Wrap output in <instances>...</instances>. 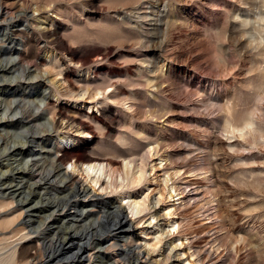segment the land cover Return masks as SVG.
<instances>
[{
	"label": "rangeland",
	"instance_id": "obj_1",
	"mask_svg": "<svg viewBox=\"0 0 264 264\" xmlns=\"http://www.w3.org/2000/svg\"><path fill=\"white\" fill-rule=\"evenodd\" d=\"M11 4L24 9L12 20L0 16V190L30 208L28 225L59 208L39 236L46 251L61 249L60 264H110V245L147 249L141 229L122 224L101 240L102 255L72 258L65 235L78 232L76 247L87 232L103 234L117 222L115 209L106 203L99 220L82 215L80 205L60 215L66 203L97 200L64 189L51 172L55 156L67 168L96 159L120 167L133 157L143 163L146 154L139 198L161 195L150 212L170 208L177 222L156 239L160 225L147 226L151 216L143 213L139 228L149 227L151 247L178 244L161 264H264V0H3L2 11H14ZM50 17L53 34L37 43L29 22L43 30ZM56 77L65 85L58 92ZM52 118L76 143H58ZM249 121L255 131L241 137L236 129ZM89 242L96 241L82 244Z\"/></svg>",
	"mask_w": 264,
	"mask_h": 264
},
{
	"label": "bare ground",
	"instance_id": "obj_2",
	"mask_svg": "<svg viewBox=\"0 0 264 264\" xmlns=\"http://www.w3.org/2000/svg\"><path fill=\"white\" fill-rule=\"evenodd\" d=\"M2 1L3 0H0V4ZM18 5L19 4H17V5L11 4L10 7L14 8L13 9L14 11H12V12H11V10H7L6 12H3L2 7L0 5V16H3V15L8 16L9 15L10 19L12 20L13 17L15 16V14L17 15L18 13H20L21 9L22 10L24 9L23 5H19V6ZM26 8H28V5L26 6ZM32 8H33V6H32ZM38 10L39 9L34 10V12H36ZM38 12H40V11H38ZM34 14H33V16H34ZM10 19L5 17V18H2L1 22L3 23V22H6ZM34 19H37V17ZM38 19H40V18H38ZM49 19H50V22H49L50 26H45L43 28V30L38 27V25L43 24V23L29 22L30 26L33 27V30L30 31L31 35L33 36V38L36 40L37 43H39L40 40L44 37H51L52 36L53 33H52L51 27H54V24H53L54 21L51 22L53 20L52 17H50ZM45 20L47 21L48 18H46ZM159 21H160V19H159ZM27 22H28V20H27ZM44 57H45V60L47 62H51L52 53L48 52L45 54ZM37 67H38V65H37ZM40 70H42V69H40ZM42 72H44V76L50 74L48 69H46V70L44 69ZM39 73H41V71ZM60 82L61 81L57 77L53 78V80L51 81V84L55 87V90L57 92H58V89L60 88V84H62V82L61 83ZM63 84H64V82H63ZM63 84H62V86H65ZM65 89H67V87ZM76 89H78V88H76ZM70 90L72 92V87L70 88ZM74 90H75V88H74ZM86 90L80 91L79 96L83 98L85 96V94L88 92ZM56 91H54L53 97L58 100V93ZM73 93L78 94L75 92H73ZM102 93L103 92L99 91L97 94H102ZM42 102H43V104H41V106L45 105L44 100ZM7 111H10V110H5V112H7ZM48 111H49V109H48ZM44 112H46V111H44ZM53 116H55V115H53ZM56 118H57V116H56ZM66 120L69 123V119H66ZM61 122L55 121L54 118H52L51 120L49 119V122H48L49 123L48 126H51L52 130H54V128L56 130L61 129L60 131H58L59 133L57 135L58 140H59L58 143H63V142L68 143L70 141H72L73 144L76 143V139H73L69 136H65L63 134L62 130H64V128H66L67 126L65 127V125H63L64 123L61 124ZM70 126H71V124H70ZM236 130H238L240 132L241 137H245L246 135H249V133L251 131L252 132L255 131L254 130V123L252 121L246 122V124L243 127H241L240 129H236ZM81 132L82 131H78V133H76L75 136L81 137V134H79ZM35 137H37V136L35 135ZM52 138H54V137H52ZM34 140H32V142ZM43 142L44 141H42L41 143H43ZM37 147H40V149L42 148L41 145H37ZM58 148L59 149H65L68 147L60 145ZM51 150H54V148H51ZM153 151L155 152L154 148L149 149L147 152L148 153L147 155L150 154L151 156H153V154H155V153H153ZM145 157H146V154L144 157L142 156L143 159ZM147 157H149V156H147ZM142 158H140V160H142L143 163L141 161H140L141 163H138L137 162L138 159L136 158L137 159L136 160L134 157L131 159H123L122 165L120 167H116V166L114 167L113 165H111V163L105 162L106 159L103 161L96 159L94 161L92 160V161H87V162H83V163H78L79 161H77V162L72 161L71 163H69V167L67 168L65 166H62L61 161H59L56 158V156L53 157V159L51 160V172L52 171L54 172V169L56 170V178L60 184L64 185V187H66L64 189H68L70 191L81 192V193H83L82 196L86 197V199H89L90 202L95 201V199L97 200L96 203L95 202L84 203L85 201L82 202L79 199H76L68 205L66 203V205L64 207H62L60 215L66 214L65 211H66L67 207H68V211L71 210L70 212H72V210H76L78 208V206L80 205L81 209L83 211L82 215L84 213L85 215H87L89 217L95 216L94 220H99V218L101 217L100 213L104 212L103 208L106 207V203L109 202L110 204H112L113 208L115 209V213H112V214H114L113 219L115 218V220H117V222L111 221L110 223H108L106 232H104L103 234H100V235H96V234L93 235L92 233H88V232L86 233V236L84 239H88V240H91L93 242L96 241L94 245H92L90 242H89L90 244H88L87 246L82 244L84 239L81 238L78 240L80 242L79 245L75 247L73 242L75 241V236L78 234V232H75L74 234H71V235L70 234L65 235L64 241H67V242L70 241L71 250L75 249V252L73 253L72 258H74V259L78 258L81 261H82V259L87 258L89 261H91L93 258H96L99 254L102 255L103 254V252H102L103 247L101 244V240H106L107 238L110 239L109 234L108 235H106V234L110 233L114 227H116L118 225H122V224L127 226L128 231L133 230L134 233L138 229H141V231H140L141 238L145 236L143 238L145 241V245H148L150 248L149 247L147 249L144 248V251H141V249L140 250L138 249L137 251L133 250L130 253H128V251H125L122 249H121V251L117 250L116 249L117 244L110 245V247H109L110 252L108 254H106L108 257L107 259L109 261L108 263H110V264H161L162 262H164V263L168 262V260H170L172 258V254L175 252L176 248L178 247V244H175L174 240H169V241L165 242V243H168V242L170 243L169 249H164L161 247L158 250L155 249L154 247H151L149 242L146 241L148 238H150L149 237L150 232L148 231L149 227H147V226H150V225L153 226L152 223H155L156 225H160V231H158L159 232V238H156V239L161 240L163 238H166L169 235V232L171 230L173 231V228L175 225H177V222L174 219H172L171 217H169V216H172L174 214L173 212H171L170 208L168 209V212L165 214L164 213L161 214L160 212H158V210L154 211L153 213L150 212L152 208H154L157 205H160V203L163 202L161 195L159 197L150 198V196L148 194H146L145 196H143V198H141V199L139 198V194L141 193L140 190L142 188L144 189V187L147 186V183H148L147 170L144 167V160H146V158L144 160ZM28 159H30V158H28ZM26 161H28V160H26ZM28 162H26V164H28ZM66 165H67V163H66ZM46 170H47V168H46ZM43 171H44V169L42 168V170H41L42 175H43ZM41 177H43V176H41ZM49 177H51V176H49ZM53 180H55V179H53ZM110 194H114L113 199H105L104 198L105 197L104 195H110ZM76 196L74 198H76ZM93 197H94V199H92ZM27 200L28 199H26L24 201L27 202ZM86 201H88V200H86ZM97 206H99L100 209L95 210V212L92 213L91 211L93 210V208L97 207ZM29 209L30 208H25L22 205H20L19 202L17 200H15V195L8 194V193L0 190V228L2 229V228L8 227V229L0 231V264H60L62 262H65L64 260L59 258L60 252L62 251L61 249H55V247H53L51 245L52 250L50 252H47L45 249L44 240L42 238L40 239V237H39L43 234V231L46 230V228H44V227H46L48 225L47 224L48 219L50 220V218L52 216H54V213L56 211H59L58 210L59 208L58 209L56 208L55 210H53L51 214H47V215L45 214L43 216L42 220H40V222L38 223V225H34L32 223H31V225H28V223H26V221L24 220V218L26 217V213L29 211ZM89 209H91V210H89ZM124 211H125V213H124ZM146 211L151 216L150 217L151 221L148 222L147 226H143V227L139 228L141 223L144 224L147 222V220L145 221V216L147 214H143ZM69 215L74 216V214H72V213ZM155 220H157V222H154ZM135 221H136V223H135ZM160 221H163V222L158 224ZM134 223L137 224L138 227L135 228ZM155 224H154V226H156ZM168 226L171 227V230L165 228ZM49 227H50V225H49ZM26 228L28 230H26ZM12 239H15V241H11ZM123 246L126 247V246H128V244L126 243ZM90 247H92V249H94V251L92 253L88 252V248H90ZM32 249H35V250L32 252L31 251ZM155 252H158V255H157L158 257L152 256V253H155ZM144 255H145V257H144ZM141 258H144V261H141Z\"/></svg>",
	"mask_w": 264,
	"mask_h": 264
}]
</instances>
